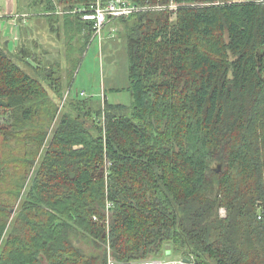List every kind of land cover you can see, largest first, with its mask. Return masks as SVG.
Here are the masks:
<instances>
[{
	"label": "trees",
	"instance_id": "trees-1",
	"mask_svg": "<svg viewBox=\"0 0 264 264\" xmlns=\"http://www.w3.org/2000/svg\"><path fill=\"white\" fill-rule=\"evenodd\" d=\"M25 1L51 18L93 0ZM173 1L176 12L114 19L132 105L73 95L47 147L58 107L43 79L61 96L59 79L27 46L0 45V136L26 147L19 181L0 196V264H107L109 247L128 262L167 245L197 264H264V2ZM64 17L92 37L91 22ZM90 237L92 255L79 245Z\"/></svg>",
	"mask_w": 264,
	"mask_h": 264
},
{
	"label": "rangeland",
	"instance_id": "rangeland-1",
	"mask_svg": "<svg viewBox=\"0 0 264 264\" xmlns=\"http://www.w3.org/2000/svg\"><path fill=\"white\" fill-rule=\"evenodd\" d=\"M10 4L13 5V9L10 8ZM7 7L8 10H6ZM64 9L63 6H59L56 15L51 16V18L42 15L34 16L33 14L39 13V11L37 8L27 6L25 0H0V12L1 10L8 11L14 15L19 13V15H15V19L23 17L19 18L20 23L16 25L10 24L7 17L5 21L0 20V45H5L7 42L6 45L12 53L19 52L22 46H27L32 53L41 58V61L32 57L29 60L33 64L51 68L54 71V77H57L60 82L61 96L57 95L54 88L48 84V80L42 77L49 88L50 97L58 107L53 123L49 127V136L45 147L50 143L62 115L71 106L70 102L73 101V95L83 93L85 97H93L103 102L106 92L107 99L112 104L132 105L124 23L115 22L113 19L105 26L101 37L95 38L92 34L90 39H86L84 35L77 33L75 27L65 24ZM0 16H3L2 12ZM54 18L57 19L53 20ZM22 19L27 21L24 22ZM31 65L23 63L29 72L36 74ZM8 121L9 117L0 112V125ZM25 152L26 147L23 141L18 142L14 139L5 142L3 135L0 136V156L6 160V164L1 167V173L5 174V178H7L6 185L0 187V191H2L0 196L3 195L2 198L4 199L8 197L9 183L19 181L23 166L20 159ZM34 170L27 179L28 186L31 183L30 180L35 177L36 171ZM28 186L23 193L24 197L29 190ZM20 201L15 204L13 211L18 210ZM220 213L221 216H226L225 208H221ZM79 245L90 255L100 251L99 246L91 237L81 239ZM180 257H182L180 254L171 252L170 255L161 258L166 261H173ZM40 264H47V262L44 261Z\"/></svg>",
	"mask_w": 264,
	"mask_h": 264
},
{
	"label": "built area",
	"instance_id": "built-area-1",
	"mask_svg": "<svg viewBox=\"0 0 264 264\" xmlns=\"http://www.w3.org/2000/svg\"><path fill=\"white\" fill-rule=\"evenodd\" d=\"M264 2V0H258ZM182 4L171 1L168 4H152L150 2L138 4L132 0H93L92 3L85 6H77L70 10H63V13H71L79 15L83 21H88L93 24V35L95 38L101 37L105 26L113 19L120 17H129L134 13L141 11H154L170 9L176 12ZM110 215V211H107ZM97 220V217H94ZM109 222V221H108ZM188 258V260H184ZM107 264H197L195 257H180L177 260L166 261L163 258H145L141 260H132L128 262H119L113 256L110 247L108 251Z\"/></svg>",
	"mask_w": 264,
	"mask_h": 264
},
{
	"label": "crops",
	"instance_id": "crops-1",
	"mask_svg": "<svg viewBox=\"0 0 264 264\" xmlns=\"http://www.w3.org/2000/svg\"><path fill=\"white\" fill-rule=\"evenodd\" d=\"M10 8L11 9H13V5L12 4H10ZM6 10H8V7H7V9ZM1 12L3 13V16H0V20L1 21H5V19H6V17L7 18H9V22H10V24H12V25H16L17 23L19 24L20 22H19V20L18 19H15L16 17H15V15H19V13H16L15 15H14V13H12V12H8V11H2L1 10ZM0 12V13H1ZM18 18H20V17H18ZM24 22H26L27 20H23ZM21 25V24H20Z\"/></svg>",
	"mask_w": 264,
	"mask_h": 264
},
{
	"label": "water",
	"instance_id": "water-1",
	"mask_svg": "<svg viewBox=\"0 0 264 264\" xmlns=\"http://www.w3.org/2000/svg\"><path fill=\"white\" fill-rule=\"evenodd\" d=\"M171 254L170 245H167V255ZM184 260H188V258H185Z\"/></svg>",
	"mask_w": 264,
	"mask_h": 264
}]
</instances>
